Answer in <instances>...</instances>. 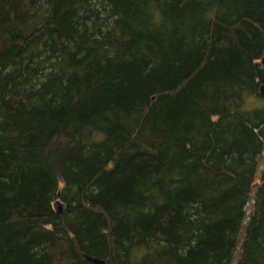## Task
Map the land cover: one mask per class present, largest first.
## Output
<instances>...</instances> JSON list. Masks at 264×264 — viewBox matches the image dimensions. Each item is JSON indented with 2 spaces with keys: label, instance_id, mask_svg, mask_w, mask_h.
I'll return each mask as SVG.
<instances>
[{
  "label": "trees",
  "instance_id": "obj_1",
  "mask_svg": "<svg viewBox=\"0 0 264 264\" xmlns=\"http://www.w3.org/2000/svg\"><path fill=\"white\" fill-rule=\"evenodd\" d=\"M263 59L264 0H0V264H264Z\"/></svg>",
  "mask_w": 264,
  "mask_h": 264
},
{
  "label": "rangeland",
  "instance_id": "obj_2",
  "mask_svg": "<svg viewBox=\"0 0 264 264\" xmlns=\"http://www.w3.org/2000/svg\"><path fill=\"white\" fill-rule=\"evenodd\" d=\"M257 105H264V100L249 99L247 101V103H246V106L249 107V108L257 106ZM263 167H264V149H263V151L261 152V154L258 157V164H257V168H256V171H255V178H254L255 184H257L259 182L260 175H261ZM252 208H253V199L250 198L249 201L246 204V207H245L246 216H245V218L243 220L241 229H240L239 234H238L239 241L244 235L245 225H246V223L248 221L250 213L252 212ZM239 253H240V248H239V245H238L236 247L235 251H234V255H233V258H232V263L236 262V260H237V258L239 256Z\"/></svg>",
  "mask_w": 264,
  "mask_h": 264
},
{
  "label": "water",
  "instance_id": "obj_3",
  "mask_svg": "<svg viewBox=\"0 0 264 264\" xmlns=\"http://www.w3.org/2000/svg\"><path fill=\"white\" fill-rule=\"evenodd\" d=\"M262 61L264 62V59ZM260 90H261V93H264V87H261ZM54 207H55L57 212L60 211V205L58 204V202L54 203ZM86 259L93 262L94 264H104L103 261L98 260L97 258L86 256Z\"/></svg>",
  "mask_w": 264,
  "mask_h": 264
}]
</instances>
